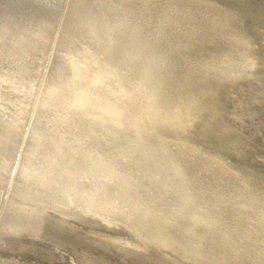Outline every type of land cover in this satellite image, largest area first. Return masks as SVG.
Returning <instances> with one entry per match:
<instances>
[{"label": "bare ground", "instance_id": "1", "mask_svg": "<svg viewBox=\"0 0 264 264\" xmlns=\"http://www.w3.org/2000/svg\"><path fill=\"white\" fill-rule=\"evenodd\" d=\"M246 1L264 9V0ZM117 6L0 0V249L13 253L0 251V264L54 263L69 249L68 264H191L176 248L202 259L196 264H264V191L182 137L215 117L203 104L220 95L228 103L226 124L215 118L220 138L234 144L238 129L247 155L256 136L250 158L264 167V80L234 82L264 67V48L241 41L191 58L150 49L148 32ZM119 31L127 36L123 53L114 45ZM126 54L157 69L212 62L222 79L166 83L173 88L162 92L121 66ZM43 218L49 232L37 240ZM104 223L137 230L149 246L100 230ZM33 249L39 263L18 257Z\"/></svg>", "mask_w": 264, "mask_h": 264}, {"label": "water", "instance_id": "2", "mask_svg": "<svg viewBox=\"0 0 264 264\" xmlns=\"http://www.w3.org/2000/svg\"><path fill=\"white\" fill-rule=\"evenodd\" d=\"M117 1L123 5V7L117 6L120 10H126L128 15H133L130 17H132L134 24H136V28L148 32L147 47L150 49L164 50L170 48L172 53L176 54L175 51H173V48H175L174 50H176L177 53L181 52L182 55L190 57L195 51L199 52L201 55L203 52L211 53L215 51H226L227 49L234 50L241 41L254 44L255 49L259 51L264 48V33H261L264 29L262 28L264 27V9L259 10L260 7H258L256 3L250 4L246 0ZM152 27L155 29L151 30ZM167 27H169V29H167ZM118 34L120 37L117 38V41H119L120 46L117 45V42H115L114 45L118 48L119 53L126 52L127 36L123 37L120 31ZM135 38L138 37L135 36ZM132 42L137 47H140L136 42ZM114 45L110 48L106 47V55L109 56V52L111 53V49ZM132 56V54H126L125 57L123 56V61L121 60L122 62L120 63L121 66H123L127 72L131 73L132 71L136 75H143L149 83H159L161 86L157 85V87L162 92L172 90L173 88L166 83H205L206 81L217 82L222 79L223 71L213 68L212 62L204 67H195L189 62L180 60L174 66L167 65V62L162 63L160 69H157L152 65L144 66L140 64L136 60H133ZM176 57L179 58V55ZM105 76L109 79H113L115 75H113V73H106ZM244 76L245 77L242 79H235L234 82L243 83L245 81L256 82L261 81V79L264 80V67H259L254 71L252 77H250L251 73ZM199 89H197V91ZM177 96L179 95L177 94ZM203 106H209L208 109L210 111L208 114L211 113L212 109V113L215 117H203L204 119L199 120L198 129L194 131L195 134L190 133L188 136L186 134L182 135L184 140L186 142L190 140L193 142L197 141L199 143V148L205 149L206 151L211 150L216 155H219L225 160V163L233 165L239 172L244 173V175L247 174L245 176L252 179L250 184L255 190L264 191V175L262 176L261 174V171L264 172V167L260 166L263 162L250 158V154L256 152L255 142L257 141V137H250L249 142L246 144L248 153L245 155L242 150V140L238 135V129L233 128L230 132L231 138L235 140L234 144L229 143L225 138H220L218 134L219 127L215 118H219L218 120L226 124V121L223 119L224 117H228V103H226L225 100H221L219 95L218 99H211V103L207 101ZM261 151L264 152V148H262ZM7 194L12 195L11 192ZM7 219L9 221H5V224L10 226L12 221L9 218ZM38 223L39 225L34 231L36 235H38L36 237L37 240L39 237L44 238L49 232V223L47 219L43 218ZM0 224L1 226L4 225L2 221ZM99 229L115 234L118 233L119 235L126 233V235L133 237L135 241L140 242L144 240L142 244L143 248L149 246L145 240L149 239L131 227H125L121 230L118 225H116V227L111 230L110 226L104 223ZM16 238L18 240L21 239L19 236ZM0 244L6 246L5 241H1ZM176 250H178L176 251L177 254H180V256L191 264L199 263L202 260L198 257L184 254L182 252L185 251L183 248H176ZM0 251L2 250L0 249ZM2 252H5L4 255H13L11 252ZM35 252L37 253V250L33 249V252L27 257L18 253V257L25 258L26 261L39 263V257L38 255L36 256ZM66 252L68 258L64 261H57L54 263L43 262V264H66L71 262V258L69 257L74 256L73 250L69 249L66 250ZM206 263L217 264L214 261H206Z\"/></svg>", "mask_w": 264, "mask_h": 264}, {"label": "rangeland", "instance_id": "3", "mask_svg": "<svg viewBox=\"0 0 264 264\" xmlns=\"http://www.w3.org/2000/svg\"><path fill=\"white\" fill-rule=\"evenodd\" d=\"M45 245H46V244H45ZM47 246H49V245H47ZM6 252H9V251H6ZM66 258H68L67 254H66ZM66 258L62 259L61 261H64ZM69 258H71V257H69ZM68 261H69V260H68ZM71 261H72V258H71ZM68 263H71V262H68ZM68 263H66V264H68Z\"/></svg>", "mask_w": 264, "mask_h": 264}]
</instances>
